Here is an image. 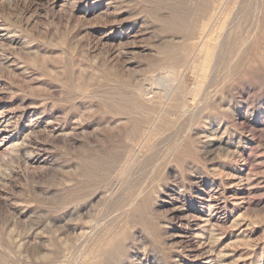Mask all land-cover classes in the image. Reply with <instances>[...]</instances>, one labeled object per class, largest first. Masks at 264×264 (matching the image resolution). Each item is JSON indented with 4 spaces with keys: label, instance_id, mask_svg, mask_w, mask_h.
Wrapping results in <instances>:
<instances>
[{
    "label": "rangeland",
    "instance_id": "rangeland-1",
    "mask_svg": "<svg viewBox=\"0 0 264 264\" xmlns=\"http://www.w3.org/2000/svg\"><path fill=\"white\" fill-rule=\"evenodd\" d=\"M0 264H264V0H0Z\"/></svg>",
    "mask_w": 264,
    "mask_h": 264
},
{
    "label": "bare ground",
    "instance_id": "bare-ground-1",
    "mask_svg": "<svg viewBox=\"0 0 264 264\" xmlns=\"http://www.w3.org/2000/svg\"><path fill=\"white\" fill-rule=\"evenodd\" d=\"M259 26V25H258ZM258 28V27H257ZM254 33V32H253ZM256 34V33H255ZM246 44V43H245ZM241 51V50H240ZM241 53V52H240ZM239 55V54H238ZM236 62V61H235ZM232 64V63H231ZM230 70V69H229ZM175 85V84H174ZM176 86V85H175ZM170 89H171V87H170ZM169 90V89H168ZM172 90V89H171ZM170 91V90H169ZM167 94H168V92H167ZM167 94H166V97H167ZM169 97V96H168ZM118 235V234H117ZM123 235V234H122ZM107 238V237H106ZM113 238V237H112ZM115 241V240H114ZM114 241L112 242V243H114ZM114 249H116V248H113V250ZM81 252V251H80ZM116 252V251H115ZM114 252V253H115ZM119 255V254H118ZM118 258V257H117ZM77 259V258H76Z\"/></svg>",
    "mask_w": 264,
    "mask_h": 264
}]
</instances>
